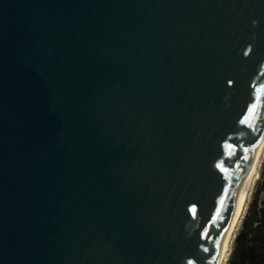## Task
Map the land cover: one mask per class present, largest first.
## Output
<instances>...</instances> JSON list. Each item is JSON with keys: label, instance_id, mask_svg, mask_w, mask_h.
Returning a JSON list of instances; mask_svg holds the SVG:
<instances>
[{"label": "water", "instance_id": "1", "mask_svg": "<svg viewBox=\"0 0 264 264\" xmlns=\"http://www.w3.org/2000/svg\"><path fill=\"white\" fill-rule=\"evenodd\" d=\"M264 124V0H0V264H215Z\"/></svg>", "mask_w": 264, "mask_h": 264}, {"label": "trees", "instance_id": "2", "mask_svg": "<svg viewBox=\"0 0 264 264\" xmlns=\"http://www.w3.org/2000/svg\"><path fill=\"white\" fill-rule=\"evenodd\" d=\"M229 264H264V181L237 235Z\"/></svg>", "mask_w": 264, "mask_h": 264}, {"label": "bare ground", "instance_id": "3", "mask_svg": "<svg viewBox=\"0 0 264 264\" xmlns=\"http://www.w3.org/2000/svg\"><path fill=\"white\" fill-rule=\"evenodd\" d=\"M263 159H264V124L262 126V130L260 132L253 156L245 171L239 196L236 205L232 211V215L226 229L224 240L220 247L215 264H225L226 260L228 259L233 244L232 242L237 234L238 227L241 224V221L246 212L247 205L249 203V199L251 197V193L255 186L256 180L260 175Z\"/></svg>", "mask_w": 264, "mask_h": 264}, {"label": "rangeland", "instance_id": "4", "mask_svg": "<svg viewBox=\"0 0 264 264\" xmlns=\"http://www.w3.org/2000/svg\"><path fill=\"white\" fill-rule=\"evenodd\" d=\"M263 181H264V159H263V163H262V166H261L260 175L257 178L256 183H255V186H254V188L252 190L251 197L249 199V203L247 205L246 212H245L244 217H243V219L241 221V224L238 227L237 234H236V236H235V238H234V240L232 242L233 244H232V247H231V250H230V254H229L228 259L226 260V263L225 264H229V262H230V260L232 258L233 251H234V249H235V247L237 245V235L242 230V228L244 226L245 217H246L247 213L249 212V210H250V208L252 206V203H253L254 199L256 198L258 189L262 185Z\"/></svg>", "mask_w": 264, "mask_h": 264}]
</instances>
